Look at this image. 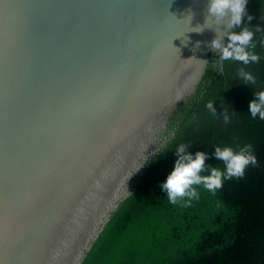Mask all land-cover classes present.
<instances>
[{"label": "water", "instance_id": "95a60500", "mask_svg": "<svg viewBox=\"0 0 264 264\" xmlns=\"http://www.w3.org/2000/svg\"><path fill=\"white\" fill-rule=\"evenodd\" d=\"M208 5L0 0V264L83 263L174 108L224 72Z\"/></svg>", "mask_w": 264, "mask_h": 264}, {"label": "trees", "instance_id": "16d2710c", "mask_svg": "<svg viewBox=\"0 0 264 264\" xmlns=\"http://www.w3.org/2000/svg\"><path fill=\"white\" fill-rule=\"evenodd\" d=\"M244 28L254 33L255 47L247 50L260 61H224L220 72L213 59L196 94L172 111L158 139L159 151L135 175L131 194L82 264H264V120L249 112L254 94L264 91V0H247L242 24L234 32ZM241 69L256 82L246 84ZM246 144L252 145L258 164L248 166L243 178L225 179L215 194L195 186L199 199L187 207L169 202L161 184L174 168L180 145L188 146L193 157L206 152V167L223 171L215 148L238 151Z\"/></svg>", "mask_w": 264, "mask_h": 264}, {"label": "clouds", "instance_id": "9594fccd", "mask_svg": "<svg viewBox=\"0 0 264 264\" xmlns=\"http://www.w3.org/2000/svg\"><path fill=\"white\" fill-rule=\"evenodd\" d=\"M246 4L247 0H209L204 25L209 24V22L216 24L217 35L211 41L210 47L213 50H220V60L222 61L235 60L243 62L244 65L260 61V56L247 50L250 45L255 47L251 43L254 35L252 31L244 28L239 32H226L221 31L219 27L221 24L226 25L228 29L240 26L242 17L246 13ZM189 15L192 19V15ZM249 20H251L250 16ZM204 25L191 27L193 30L190 32L201 33L205 29ZM224 36L228 38L227 45L223 43ZM240 75L246 84L256 82L255 77L243 69L240 70ZM254 96L255 99L249 102V112L252 118L255 119L259 116L261 120H264V91L255 93ZM207 107L213 111V114L216 113L212 102H209ZM226 112L227 110L224 113L225 122L229 119ZM187 147L180 145L176 150L178 158L174 168L168 174L166 181L161 184V188L167 193L169 202L172 204L181 203L183 207L189 206L193 199H199V193L195 186L203 185L206 190L215 194L218 189L222 188L225 179L243 178L248 166L255 167L258 164L251 144L240 147L238 151H234L231 147H224L223 149L216 147L213 155L219 161L224 162L225 169L223 171L218 167H206V152H196L193 157L187 153ZM205 171L210 174L201 175Z\"/></svg>", "mask_w": 264, "mask_h": 264}]
</instances>
